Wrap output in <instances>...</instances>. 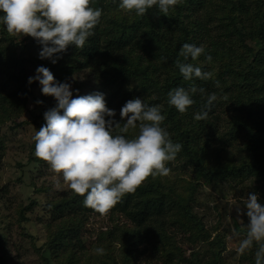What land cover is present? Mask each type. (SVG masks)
Returning a JSON list of instances; mask_svg holds the SVG:
<instances>
[{"label": "trees", "instance_id": "obj_1", "mask_svg": "<svg viewBox=\"0 0 264 264\" xmlns=\"http://www.w3.org/2000/svg\"><path fill=\"white\" fill-rule=\"evenodd\" d=\"M209 1L182 0L166 17L155 6L144 15L136 16L128 11L123 14L118 7L119 0H94L91 6L101 8L102 16L100 23L93 29V35L82 48L69 46L65 52L58 54L56 63L47 66L45 61L50 59H39L36 55L30 59L33 66L65 70L68 74L95 68L101 84L111 89L106 106L115 111H118L117 103L124 105L127 100L134 98L131 88L125 86L129 80H137L143 90L138 89L135 98H141L149 105H160L165 115L162 126L165 125L173 142L182 145L175 159L167 164L169 175L149 176L105 214L109 225L115 217L120 216L130 224L129 228L115 224V228L109 226L104 232L108 234V242L121 243L125 251L122 264H129L136 253L144 254L150 248L159 249L162 257L163 253L172 252L164 259V264H174L175 257L180 256L179 248H173V237L179 231L177 224L187 227L181 220V214L188 218L195 230H203L198 218L188 215L191 196L187 199L184 193L178 194L173 189V182L186 183V192H191L197 184H211L220 177L238 181L244 177L254 180L253 191L259 202L264 203V81L259 80L260 77L264 78V0ZM192 18L195 20L191 21ZM16 35L8 33L5 26L0 24V107L3 109V102L11 109L13 101L10 100V92H7L9 90L2 89L17 82L29 85L25 77L20 75V62L25 58V46L21 47L23 41L18 39L14 46H4V40L11 41ZM206 40L214 44V53L220 55V62L224 65L219 71L221 77L226 78L224 82L228 86L223 94L208 90L199 79L184 80L177 67V61L185 62L179 55L184 43L200 46ZM39 47L37 44L36 50ZM198 58L205 59V56ZM198 58H189L187 62L195 65ZM193 85H197L198 89L203 88L204 92L193 95L194 103L184 113L190 115V108L194 107V115L207 110L208 116L190 123L178 121L179 115L184 113H179L167 103V94L177 87L188 89ZM26 92L30 94L28 88ZM151 92L154 93L153 98L147 97ZM212 93L217 94V99L206 109L207 97ZM218 96L233 107L224 123L217 114L221 104ZM257 100L261 102L257 103ZM234 147L243 153L240 160L234 154H227ZM28 154L29 165L43 162L34 155V141ZM187 169L193 172L196 181L180 179V176L186 175ZM30 187L36 193L41 191L32 183ZM36 203L34 198H30L27 206L18 207L21 220H25L24 212ZM43 209L45 217L50 215L49 225L61 220L73 222L67 231L59 228L48 237L41 250L44 264H78L80 255L86 252L84 231H87L90 217L105 216L86 207L83 197L75 193L45 201ZM234 229L245 237L247 228H240L235 223ZM168 232L171 236H168ZM204 242L211 250L206 262L224 264L221 254L226 249L225 244L218 238L216 241L205 238ZM195 253L192 252L184 262L204 264ZM244 257L255 264V255ZM0 264H3L2 258Z\"/></svg>", "mask_w": 264, "mask_h": 264}, {"label": "clouds", "instance_id": "obj_2", "mask_svg": "<svg viewBox=\"0 0 264 264\" xmlns=\"http://www.w3.org/2000/svg\"><path fill=\"white\" fill-rule=\"evenodd\" d=\"M182 0H119L118 7L142 16L154 6L166 16ZM94 0H0V24L11 34L27 35L41 46L39 59L56 63L60 53L69 46L82 48L100 23L102 9L92 7ZM205 54L203 45L184 43L177 61L184 80H208L213 73L187 62ZM37 81L40 92L51 96L55 106L43 113L45 123L33 136L34 155L60 174L73 193L83 197V203L105 215L126 193H132L149 176H167L168 162L173 161L182 145L173 142L162 126L165 115L160 105H149L141 98L129 99L116 112L106 106L103 93L73 96L71 85L58 82L52 72L38 66L27 83ZM203 93L195 85L188 89L177 87L168 92L167 103L179 113L194 103L193 95ZM217 96L207 97L209 109ZM37 104L42 101L37 100ZM208 111L198 113L197 120L205 119ZM107 117V119H106ZM135 134L129 136L128 133ZM244 214L248 218L247 232L240 241L237 253L243 255L258 245L255 264H264V203L255 192L244 200ZM237 213L240 208H237ZM97 254L104 249L97 247Z\"/></svg>", "mask_w": 264, "mask_h": 264}, {"label": "rangeland", "instance_id": "obj_3", "mask_svg": "<svg viewBox=\"0 0 264 264\" xmlns=\"http://www.w3.org/2000/svg\"><path fill=\"white\" fill-rule=\"evenodd\" d=\"M209 2L213 3L214 0ZM121 11L124 14L125 10L122 9ZM194 20L195 18L191 19V21ZM17 35L11 40L13 43L4 40V46L12 47L18 39L23 41L21 47L25 46V58L20 62V75L25 77L24 80L27 81L28 77L34 75L33 70L39 66H33L30 59L34 55L38 56L37 51H40V47L39 50H36L37 44L33 43V38L27 35ZM214 38L215 35L212 39ZM203 46L205 54L211 55L212 61L208 62L204 58H198L195 65L200 66L202 70L212 72L213 75L208 80L200 81L206 85L208 90H216L218 93L222 92L221 94H223L228 86L224 82L226 78L224 76L221 77L219 72L222 71L224 66L220 62L222 61L219 59L220 55L214 53V44L212 45L211 42L206 40ZM202 55L205 56L204 54ZM45 62H47L45 66L51 64V61ZM144 62L143 60L142 63ZM50 71L56 81L66 82L71 85L70 90L73 91L74 97L100 92L104 94L106 103L109 100L111 89L101 84L98 71L95 68L81 69L72 74L66 73L65 70L60 71V69H51ZM259 80L262 82L264 78L260 77ZM195 86L197 87V85ZM125 87L131 88L133 92L131 93L132 98H135L138 89L143 90L139 86L138 81L132 79L127 82ZM25 88H28L30 94L26 92ZM5 89L9 90L7 92H10L9 95L12 96L10 100L13 102L11 109L5 105V102H3L5 109L0 107V259L2 258L3 264H44L41 258V250L48 241V237L52 236L59 228L67 231L69 227L73 226V222L70 220H61L49 225L51 224L50 215L45 217V210L43 209V202L55 200L63 195L69 196L73 193L67 183L63 181L62 176L54 172L45 161L36 165H29L27 162L33 136L41 127L42 122H44L43 113L55 106V100L51 96L43 95L40 92V85L35 80L29 85L26 83L20 85L19 82L11 86L8 84L2 90ZM145 95L146 93L143 94V96ZM153 95L154 93L151 92V95L147 97L151 96L153 98ZM218 99L221 104L218 106L217 114L221 116V120L224 123L228 120L233 107L220 96H218ZM37 100L42 101V103L37 104ZM256 102L260 103L261 101L257 100ZM122 106L117 103L116 110L118 109V111H115L116 115L114 117L116 121H119L118 112ZM6 109L8 110L5 111ZM193 109L194 107L190 108V115L187 113L179 115L178 121L190 123L196 120V114L192 113ZM163 126L165 127V125ZM134 134V131L128 133L129 136ZM239 136H242V134ZM227 154L228 156L234 154L235 157H238L237 159L240 158V155H243L237 147L230 148ZM18 165L21 166L19 167ZM177 171L180 173L179 168ZM184 176H180V179L195 180L194 174L190 169H187V173ZM160 178L162 180L165 179V177ZM31 183L37 189H41V191L36 193L30 187ZM202 184L200 186L197 184L194 191L186 192V183H172L173 189L178 194L184 193V197L187 199L191 196L190 204L188 203L190 206L188 215L190 217L196 216L203 228V230L198 232L192 227L188 218L181 214V220L184 221L187 227L177 224L179 231L173 237V248H179L180 256L175 257L176 261L178 264H186L184 260H188L189 255L192 252H196L195 256L197 255L200 260H203L204 264H210L206 261L210 256L211 250L204 240L206 238L209 241L214 239L216 241L218 238L222 244H225L226 248L221 254L224 264H251V259L244 256L252 254L253 257L257 247L253 244V247L243 255L238 254L236 249L244 235L234 229V224L236 223L240 228H247L248 218L244 214V200L249 193L254 192V180L243 177L238 181L229 177H220L211 184ZM30 198H34L37 203L24 212L25 220H21L18 207L27 206ZM237 208H240L239 213H237ZM103 216L105 217H90L86 225L87 231H84L87 241L86 252L80 255L78 264H122L121 259L125 251L121 243L108 242V234L104 232L109 226L115 228V224H121V226L123 225L126 228H129L130 224L124 218H120V216L115 217L114 221L109 225L106 215ZM168 236H171L169 232ZM97 247L104 249L102 255L96 253L95 249ZM171 253H163L162 257L159 249L150 248L144 254L136 253L130 259L129 264H164V259ZM65 256L67 255L65 254ZM176 261H174V264H177Z\"/></svg>", "mask_w": 264, "mask_h": 264}]
</instances>
